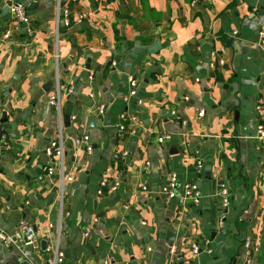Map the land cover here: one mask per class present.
Listing matches in <instances>:
<instances>
[{
    "label": "crops",
    "instance_id": "obj_1",
    "mask_svg": "<svg viewBox=\"0 0 264 264\" xmlns=\"http://www.w3.org/2000/svg\"><path fill=\"white\" fill-rule=\"evenodd\" d=\"M9 2L27 7L32 34L4 39ZM55 14L56 0H0V119L8 120L0 228L13 234L24 220L36 233L33 245L0 241V264H50L48 250L56 247L49 224L58 218L62 176L47 148L59 124L47 99L58 69L62 84L74 87L63 104L74 119L63 130L71 218L60 240L62 264H264V154L256 139L259 104L264 112V0H77L71 26L59 30ZM156 42L158 55L135 54ZM132 76L137 85L127 102ZM122 113L138 123L121 137ZM85 135L89 154L75 149ZM55 166L49 176L45 168ZM172 175L200 188L199 205L164 200L160 191ZM103 180L121 185L100 196ZM220 184L230 193L226 209ZM87 229L75 260L70 245ZM207 239L212 253L193 258L191 244L203 247ZM248 240L258 249L249 255Z\"/></svg>",
    "mask_w": 264,
    "mask_h": 264
},
{
    "label": "built area",
    "instance_id": "obj_2",
    "mask_svg": "<svg viewBox=\"0 0 264 264\" xmlns=\"http://www.w3.org/2000/svg\"><path fill=\"white\" fill-rule=\"evenodd\" d=\"M77 2V0H70L69 3L64 4L61 0H56V14H55V22L57 26V30H59L61 24L66 27L71 26V7L72 4ZM11 14V22L9 28H7L4 32V39L12 40L15 37V34L20 33L22 30H25L26 33L32 34L33 30L31 28V19L27 10V7L22 3H14L9 8ZM259 45L264 48V28H262L259 33ZM222 65V62H219ZM90 81L94 80L93 74L89 75ZM129 83L131 85V89L126 96L125 100L127 102L135 94V88L137 85V80L132 76L129 79ZM74 92L73 86L65 87L61 82V74L59 69L57 70L55 76V83L51 94L49 96L48 103L54 108L55 113L57 115L58 124H59V134L56 141L52 142L50 146L47 148V152L52 157H57L59 159V170L62 176L61 186L58 190V218L54 221V223H50L49 227L54 232L56 237V247L53 250H48V253L52 256L49 261L50 264H62L65 261V254L60 247V240L65 235V226L69 222L71 218V210L68 207L66 202V197L64 193V158L66 151V141L64 136V111L63 104L66 98H70ZM93 94L90 95V98H93ZM106 110V103L101 102L97 105V113L102 117ZM256 111L260 117V123L256 129V139L260 144L262 153L264 154V115H263V106L259 104L256 108ZM204 111L201 110L198 113V117H204ZM172 115H175L173 113ZM71 119H74L71 118ZM121 123L118 127L119 136H125L127 132H134V128L138 123V119L134 116L127 117L126 113H122L120 116ZM133 123V125H130ZM169 136L165 135L159 139L160 143L165 140H168ZM5 148L4 140H0V156ZM75 149L78 151H85L86 153H91L93 151L91 139L89 136L85 135L82 138L75 139ZM149 166V163L147 164ZM196 168L199 171L202 168V162H196ZM46 173L49 176H53L56 171V166L54 168L46 167ZM110 172V169L107 170ZM121 182L119 180H115L113 182H109L108 180H103L101 182V190L99 192L100 196H112L114 195L119 187ZM142 192L147 193L148 187L145 186L142 188ZM161 194L166 201L175 200L177 198H181L183 201L191 202L194 205H199L202 199V192L200 188L195 183H185L180 184L179 179L176 175H172L170 180L164 184L161 188ZM218 198L221 201V205L224 209L228 208L230 202V193L228 188L224 184H220L218 186ZM98 222L97 219L94 220V223ZM90 237V230L87 229L84 232V238L88 239ZM0 241L6 245L7 247L12 246L15 242L21 245H33L36 242V233L34 227L22 220L18 223L17 228L13 232V234H8L6 231L0 228ZM211 242L207 239L203 241L201 247L200 243H193L190 246V252L193 258H197L202 252H207L208 254L212 253V248L210 247ZM245 248L247 250V254L251 251L257 252L258 249L253 246L250 240L245 242ZM150 251V249H149ZM249 260H247V264H249ZM103 264H110L109 262H104ZM169 264H174L170 262Z\"/></svg>",
    "mask_w": 264,
    "mask_h": 264
},
{
    "label": "water",
    "instance_id": "obj_3",
    "mask_svg": "<svg viewBox=\"0 0 264 264\" xmlns=\"http://www.w3.org/2000/svg\"><path fill=\"white\" fill-rule=\"evenodd\" d=\"M12 6V3L9 2L7 3L6 5V8H5V13H7L8 9ZM63 25V24H61ZM232 41V36H230L226 43H230ZM160 43L159 42H156L153 46H150L146 49H137L135 50V54L137 56H141V55H144V54H148V55H158L159 51H160ZM86 69L89 70L90 69V66H86ZM107 90H104V93H106ZM110 95L107 94V98H109ZM70 121H71V118L70 116L66 115L64 116V124L66 126H70ZM8 120L6 118V114H3L2 115V118L0 119V140L2 139L4 133L7 131L8 127L5 126L7 124ZM118 158V156H116ZM119 160V158H118ZM84 244V233L83 232H79L78 235L76 236L74 242L70 245V250L73 251V254L71 255V258L75 259L77 258V254H78V250L80 248H82ZM46 248V247H45ZM44 248V250H45ZM65 256H66V253L64 252ZM49 258H46V261H48ZM27 264V263H25ZM230 264H236V259H232Z\"/></svg>",
    "mask_w": 264,
    "mask_h": 264
},
{
    "label": "trees",
    "instance_id": "obj_4",
    "mask_svg": "<svg viewBox=\"0 0 264 264\" xmlns=\"http://www.w3.org/2000/svg\"><path fill=\"white\" fill-rule=\"evenodd\" d=\"M263 115H264V113H263Z\"/></svg>",
    "mask_w": 264,
    "mask_h": 264
}]
</instances>
